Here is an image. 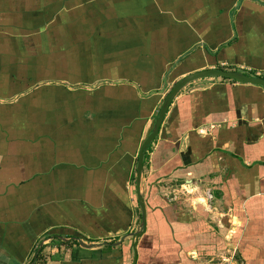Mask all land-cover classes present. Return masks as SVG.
I'll return each mask as SVG.
<instances>
[{
  "label": "crops",
  "instance_id": "0c3cea01",
  "mask_svg": "<svg viewBox=\"0 0 264 264\" xmlns=\"http://www.w3.org/2000/svg\"><path fill=\"white\" fill-rule=\"evenodd\" d=\"M221 68L264 73V0H0V264H264L263 87L187 85L137 186Z\"/></svg>",
  "mask_w": 264,
  "mask_h": 264
},
{
  "label": "water",
  "instance_id": "95a60500",
  "mask_svg": "<svg viewBox=\"0 0 264 264\" xmlns=\"http://www.w3.org/2000/svg\"><path fill=\"white\" fill-rule=\"evenodd\" d=\"M207 78H211V79L218 78V79H223V80L234 81L242 85H252V86H259V87L264 88V79L250 78V77L243 75L242 73L228 72V71H224L220 69L205 70V71H201L195 74H191L181 79L179 82L175 83L171 87L169 92L167 93L159 109L152 132L143 142L142 147L139 151L138 161H137V186H139V181L141 179V173L143 170V159H144L145 153L147 152V149L149 148V146H151L154 140L156 139L159 129L162 125V122L166 116L167 110L170 107L172 101L177 96V94L190 83L195 82L197 80H201V79H207ZM138 202L140 204L141 211H142L141 230L135 234L129 235L130 238H133V239H139L143 235L144 229H145V208H144L143 201L141 198H138Z\"/></svg>",
  "mask_w": 264,
  "mask_h": 264
},
{
  "label": "built area",
  "instance_id": "2783aa9c",
  "mask_svg": "<svg viewBox=\"0 0 264 264\" xmlns=\"http://www.w3.org/2000/svg\"><path fill=\"white\" fill-rule=\"evenodd\" d=\"M257 77H258V78H261V79H264V73H262V74H257Z\"/></svg>",
  "mask_w": 264,
  "mask_h": 264
},
{
  "label": "trees",
  "instance_id": "16d2710c",
  "mask_svg": "<svg viewBox=\"0 0 264 264\" xmlns=\"http://www.w3.org/2000/svg\"><path fill=\"white\" fill-rule=\"evenodd\" d=\"M222 70H226V69H223V68H221ZM231 70V69H230ZM148 149H150V146H149V148ZM148 149H147V151H148ZM107 248H111V246H109L108 245V247ZM40 257V256H39ZM39 261H40V259L39 260H37V263H39Z\"/></svg>",
  "mask_w": 264,
  "mask_h": 264
}]
</instances>
